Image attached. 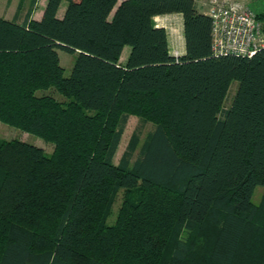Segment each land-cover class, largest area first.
Returning <instances> with one entry per match:
<instances>
[{
    "label": "trees",
    "instance_id": "trees-1",
    "mask_svg": "<svg viewBox=\"0 0 264 264\" xmlns=\"http://www.w3.org/2000/svg\"><path fill=\"white\" fill-rule=\"evenodd\" d=\"M36 3L0 16V121L52 150L0 138V264H264V48L215 55L194 0ZM130 115L155 128L115 162Z\"/></svg>",
    "mask_w": 264,
    "mask_h": 264
},
{
    "label": "built area",
    "instance_id": "built-area-1",
    "mask_svg": "<svg viewBox=\"0 0 264 264\" xmlns=\"http://www.w3.org/2000/svg\"><path fill=\"white\" fill-rule=\"evenodd\" d=\"M212 20V51L215 55L253 56L264 48V0H194ZM175 39L170 51L178 57Z\"/></svg>",
    "mask_w": 264,
    "mask_h": 264
},
{
    "label": "rangeland",
    "instance_id": "rangeland-1",
    "mask_svg": "<svg viewBox=\"0 0 264 264\" xmlns=\"http://www.w3.org/2000/svg\"><path fill=\"white\" fill-rule=\"evenodd\" d=\"M33 0H0V16L6 17L8 19H15L18 22H23L28 13ZM45 4V0H37L35 5V12L34 15L38 17L41 13V8ZM45 6V5H44ZM67 6V2L63 1L60 5V9L63 10ZM44 8V7H43ZM156 24H159L165 27L168 37H172L173 40L175 39V45L177 49L182 50L184 44L183 38V22L182 17L179 14H167V15H160L154 18ZM130 51V47L127 45L125 46L122 54V60H124ZM61 65L65 68V74L68 75L71 72L72 66L75 61V54H71L66 52L63 49L58 50ZM237 82H233L231 85L227 100L225 102V106H227L236 90ZM155 128L154 124L151 122L142 121L140 117L136 115H130L127 123L124 128L123 137L117 151L115 162H118L121 156L123 155L124 151L127 149L128 142L133 133L138 132L141 142L145 139L146 135L153 131ZM0 138L3 139H21L27 141L29 143L38 145L43 147L47 152H51L52 146L44 141L43 139L29 134L23 130L18 128L12 127L4 122L0 121ZM138 153V151H137ZM137 153L134 155L133 160L136 158ZM263 192L262 187H258L254 194V201L257 203L260 200L261 194ZM121 194L118 196L115 204H114V215L111 217V221L114 220L116 212L121 203Z\"/></svg>",
    "mask_w": 264,
    "mask_h": 264
},
{
    "label": "crops",
    "instance_id": "crops-1",
    "mask_svg": "<svg viewBox=\"0 0 264 264\" xmlns=\"http://www.w3.org/2000/svg\"><path fill=\"white\" fill-rule=\"evenodd\" d=\"M45 3H46V0H45ZM45 5V4H44ZM44 5L42 6V10H41V13L38 15V17L36 16V15H34L33 17L34 18H36V19H40L41 18V16H42V14H43V7H44ZM64 11H65V9H63V10H61V9H59V16H62L63 15V13H64ZM174 14H179V13H174ZM179 15H181V14H179ZM156 17H158V16H156ZM181 17H182V15H181ZM182 22H183V18H182ZM158 26H161V25H159V24H157ZM169 39H170V36L168 37ZM183 38H184V36H183ZM185 52V40H184V44H183V49H182V53H184Z\"/></svg>",
    "mask_w": 264,
    "mask_h": 264
}]
</instances>
